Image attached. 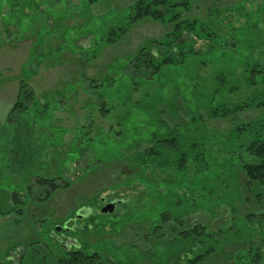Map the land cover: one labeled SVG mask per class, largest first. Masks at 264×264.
<instances>
[{
	"label": "rangeland",
	"instance_id": "374dc122",
	"mask_svg": "<svg viewBox=\"0 0 264 264\" xmlns=\"http://www.w3.org/2000/svg\"><path fill=\"white\" fill-rule=\"evenodd\" d=\"M135 1L102 0L91 4L88 0H0V193L18 189L20 197L27 201L24 214L14 209L13 213L0 214V257L3 264H33L44 256L48 258L47 264H56L50 260L53 259L50 250L54 257H59L61 239L65 249L76 243L85 252L98 251L104 264L109 261L160 264L158 260L163 253L169 259H176L178 253L174 250L182 249L186 242L178 238L174 242L168 240L172 237L170 228L175 226L173 223L177 219L182 224L179 230L202 223L208 230H236L241 237L221 244L206 264H236L234 255L262 244V234L257 233L254 227L247 230L238 224L246 214L252 216L254 225L262 217L264 186L247 183L236 165L244 157L243 148L238 147L239 142L229 131L244 121L264 116V107L227 117L212 116L208 107L221 103L233 107L244 99L254 98L250 92L255 88H247L243 80L248 75L249 66L246 65L250 61L257 62L256 67L263 70L257 73L258 82L255 84L264 96V0H193L184 16L200 19L220 37L230 38L232 34L237 45L218 50V60L208 64H198L195 60H189V63L187 59L179 70L175 68L177 74L173 73V67H167L153 80V84L144 83L135 93L128 95L125 93L127 87L134 84L128 72L124 71L123 63L128 62L139 47L164 37L171 31V23L151 19L139 21L123 39L106 47L102 54L86 59L83 64L80 61L92 53L94 38L99 39L100 34L110 31L113 25L116 29L121 26L123 17ZM215 13L219 17H214ZM220 15H226L224 22ZM192 38L194 43L189 38L186 44H193L197 50H206L204 39ZM41 52L48 56L29 79L28 85L42 102L44 91H61L66 83L74 88L81 84L83 74L104 78L111 70L119 77V86L118 92L107 94L108 100L104 101L108 113L103 115L98 106L94 114L91 108L87 110L84 103L91 98L80 88L79 93L69 99L71 111L59 109L54 116L46 113L17 123L16 117L8 121L9 109L19 93L16 78L21 73L26 76L32 74L42 60ZM31 54L35 59L28 63ZM243 54H247L246 62L224 69L226 64L222 66V58L234 55L240 59ZM208 56L201 53V57ZM221 72L226 76L225 87L214 93V99L205 96L213 89ZM74 80L77 82H72ZM105 84L102 80L100 87ZM159 90L162 96L155 94ZM69 95L71 92L68 90L66 97ZM262 97L260 94L255 99ZM57 98L62 100L61 95ZM92 102H97V96H93ZM98 104L102 105V102ZM191 113L196 116L194 120L197 123L191 119ZM77 123L78 126L91 124V132L104 137V142L97 145V151H87L94 169L84 180L78 174H81L79 167L85 161L75 165L72 161L77 155L76 150L69 148L74 137L71 132L81 134L84 130L74 129ZM167 126L174 130L175 135H183L184 143L194 139L208 144L212 149L214 168L209 178L198 176L184 184V190L177 187L172 192L166 182L159 184L165 188L164 195L159 196L152 188L155 186L152 185L153 180L141 182L134 179L137 167L117 159V155L112 158L114 150L110 146L117 144L119 137L115 133L125 127L131 137L124 142L133 143L134 138L141 134L147 136L155 130L160 136L166 135ZM107 133L115 136V140L105 138ZM98 135L95 136L96 141L100 139ZM63 136H66L65 143ZM99 149L104 151L100 153ZM101 158L103 162L98 164ZM40 175H64L71 183L48 200H38L35 190L32 197H28L26 184L30 185ZM191 178L190 173L189 180ZM40 190L37 194L43 193ZM111 192L128 197V201L114 211L119 212L115 217L99 209L100 196H108ZM9 201L4 200V203ZM84 205L93 206L98 212L94 213L89 207L91 216H85L88 213L86 208L79 210L80 214L84 213L83 217L74 216L75 210ZM161 222V226L152 230ZM58 228L62 231L56 230Z\"/></svg>",
	"mask_w": 264,
	"mask_h": 264
},
{
	"label": "trees",
	"instance_id": "16d2710c",
	"mask_svg": "<svg viewBox=\"0 0 264 264\" xmlns=\"http://www.w3.org/2000/svg\"><path fill=\"white\" fill-rule=\"evenodd\" d=\"M88 1L91 4H94L102 0ZM192 2L193 0H136L131 5L129 13L123 17L121 26L116 29V26L113 25L110 31H107L105 34H100L99 39L94 38L95 46L92 49V53L89 54V56H86L84 60H81L80 63L83 64L86 59L91 60L100 53L102 54L106 47L114 45L119 40L123 39L135 23L144 19L171 23L172 29L170 32L166 33L164 37L151 40L147 43V45L139 47L137 52L129 59V61L123 63L124 71L128 72L129 77L134 84V86L127 87L125 93L128 95L132 92L135 93L144 83H149L148 85L153 84V80L163 73V70L167 67H173V73L177 74L175 72V68L176 70H179L181 65H183L187 59L188 61L193 60V62L195 60V63L198 64H208L214 60H218V56H216L218 50H223L230 46L234 47L237 45V41L233 38L232 34L230 38L216 35L214 31L210 30L198 18H186L184 13L190 9ZM221 16L222 15H220V17ZM214 17H219L218 13H215ZM226 18V15L221 17L223 22ZM192 37L204 39V41L207 42L206 50H197L193 47V44H190V46L186 44V41L189 38H191L190 40L194 43ZM201 53H207L209 55L208 58L201 57ZM47 56L48 55L46 53L44 54L41 52L40 59L42 58V60L39 64H37V67L32 74L26 76L21 73L16 78L19 81V93L16 97L17 99L13 103V106L9 109L7 116L8 121H10V118L16 117L17 119L15 121L17 123L21 119H30L36 116L39 117L40 115L43 116L46 113H52V116H54L55 111L59 109L71 111L72 107L69 104V99L73 96V94L77 95L80 88H82L83 91H86L91 98L84 103L87 110L88 108H91L92 113L94 114V110L98 106L103 115L108 113V108L106 107L107 103L104 101L106 99L108 100L107 94L109 95L110 93L112 94L118 92L119 86V77L111 70L107 71V75L104 78L86 77L83 74L80 77V85L73 88L67 86L69 83H66L62 89L63 92L62 90L44 91L42 98L44 102H42L41 99L37 97V93L29 87L28 81L37 73L38 68L41 67ZM246 57L247 54L241 55L240 59H238V57L235 58L234 55L233 57L226 55V58H222L221 64L222 66L223 64H226L224 67V69H226L228 68L226 66L241 64L244 62ZM232 58H234V62L232 61ZM34 59L35 58L31 54L28 59V63H31ZM243 66L245 65L243 64ZM256 66L257 62H248L246 65V67H248L247 69H249L248 75L243 77L247 88H255L250 92L251 96L254 98L247 100L244 99L241 103H237L233 107L228 106L226 103H221L220 105L212 108L210 105L208 107V109H210L208 112L212 116H233L237 112L247 109L253 110L258 107H264V96L262 97V91H258V86L255 84L258 82L257 73L262 72L263 70L261 71V69ZM187 68L189 67L187 66ZM181 72H183V70ZM224 74V72H221L217 75L218 81L215 82L210 93L205 96L213 98L215 96L214 93L219 92L223 87H225L224 85L227 81ZM102 80H105L106 82L104 87H100ZM72 82H77V80ZM68 90L71 92V95L66 97ZM230 90L231 88H228V91ZM155 94L162 96L160 90ZM260 94L262 98L260 100L255 99L260 97ZM60 95L62 96V100L57 98V96ZM93 96H97V102H92ZM213 99H211V102ZM99 101L102 102V105L98 104ZM196 113L197 110L193 114L195 115ZM193 114L191 113V115ZM194 115L191 117L192 120L196 119V116ZM92 120L94 119H91V121ZM194 122L196 121L194 120ZM26 124L32 125V123L28 122H26ZM78 125L79 124L77 123V125L73 128H80L81 130L83 128L84 130L81 134L71 132L74 137L71 139L72 144L69 148L71 147L76 150L77 155L72 161L75 165L79 164L81 160L85 161L84 165L79 167L81 174H78V177H81V180H84L88 173L94 169V166H91L90 161L88 160L90 155H87V151H97V145L103 141L104 137L102 135L99 136L97 133H92L91 124ZM126 130L127 127L115 133V136L119 138L116 139L117 144H112V146H110L114 150L112 158H116L117 155V159H123L130 162V165H133V167H137L138 169L134 173V179L140 180L141 182L153 180L152 185L155 186L152 188H155V192L159 196L164 195L165 188L161 185L165 182L168 184L167 186H169V190L173 192L176 191L177 187L182 190L184 188V184L193 181L198 176H201L202 178H209L212 175L211 172L214 168V162L211 156L212 149L208 147V144L195 141L194 139L184 143L185 141H183L181 137L183 135H175L173 133L174 130L169 126H167V133H164L166 135L160 136L158 134L159 132L155 130L147 136L141 134L140 136L134 138L133 143H125L124 140L131 137L127 134ZM229 134L234 136L236 142H239L238 147L243 148L244 157L240 158L239 163L236 165L240 167L247 183L249 184L255 182L264 186V116L262 115L258 119L244 121L240 125H235L231 128ZM96 135L100 137L97 141L95 138ZM230 135L227 137H230ZM115 136H112L111 133H107L105 138H113V140H115ZM65 137L66 136H63L64 143L66 142ZM91 141H93L95 146L93 143L90 144ZM142 142H145L143 143L144 145L141 144ZM101 150L104 151V149ZM101 150L99 149L100 153H102ZM99 162H103V159H99L97 163L100 164ZM190 173L192 174V178L189 180ZM126 179L128 180L129 178ZM30 183V185L29 183L26 184L28 197H32L35 190V195L38 196V200H48L56 191L61 188L68 187L71 180L66 179V176L64 175H56L55 177L40 175L35 177L33 182ZM40 188V191L43 193L39 192V194H37V190ZM10 193L9 191L0 193V214L7 215L13 213V209L19 214H24L27 201L20 197L21 194L18 189H14V191H11ZM1 194L5 195L1 196ZM8 199L10 201L5 204L4 200ZM261 215L262 217L255 222V225L254 222H252L253 218L251 215L246 214L240 220L238 226L242 224L247 228V230H249L248 228L253 229L254 227L257 233L259 232L262 234V244L255 249L249 248L234 255L236 264H264V212H262ZM144 217L148 218L146 215H144ZM180 223V219H177V222L173 223L175 226L170 228L172 237L168 240H172L174 242V240L178 238L186 242H183L184 244L181 246L182 249L179 248L174 250L178 253L175 256L176 259H169L170 257H165L163 253L161 258L158 260L160 264H206V261L210 257L214 256L216 251L221 248V244L228 241L231 242L232 238L238 240L241 238L236 230H234L235 232H227L226 230L220 228L208 230L207 225H203L202 223H195L191 227L179 230L180 227H182V224ZM162 224L163 223L161 222V224L153 226L152 230L154 227L161 226ZM235 226L237 227V225ZM37 242L38 241L33 242V244ZM161 246H164L163 243ZM60 247L61 248L58 247V253L60 254L59 257H54L52 249L50 250L53 257V259L50 260L56 264H104L102 256L98 251L93 250L85 252L80 247H72L71 249L62 248V245H60ZM1 259L2 258L0 257V264H3ZM47 260L48 258L45 259L44 256L42 259H36V262H33V264H47ZM107 264L124 263L122 261H109Z\"/></svg>",
	"mask_w": 264,
	"mask_h": 264
},
{
	"label": "flooded vegetation",
	"instance_id": "af4514ba",
	"mask_svg": "<svg viewBox=\"0 0 264 264\" xmlns=\"http://www.w3.org/2000/svg\"><path fill=\"white\" fill-rule=\"evenodd\" d=\"M100 200H101V202H100V212H102V213H105V214H107V215H109V216H117V215H119V212H114V211H116V209H118V206L121 204V203H123V202H127L128 201V197H124V196H119V194H117V193H115V192H111V194L110 195H108V196H103V195H101L100 196ZM115 202V206H114V209L112 210V211H103V208L107 205V204H109L110 202ZM92 208L93 210H94V213H97L98 211L93 207V206H90V205H84V206H80L78 209H76L75 210V213H74V216H82V214L84 215V213H82V214H80V212H79V210L80 209H88V213H86L85 214V216H91L90 215V213L92 212H90L89 213V209L90 208ZM93 213V214H94ZM83 217V216H82ZM84 218H86V217H84ZM56 230H61V229H56ZM62 231V230H61ZM62 240V239H61ZM60 240V245H62V246H64V243H62V241ZM72 247H76V248H79V246H77V244L75 243L74 245H72L69 249H71Z\"/></svg>",
	"mask_w": 264,
	"mask_h": 264
},
{
	"label": "water",
	"instance_id": "95a60500",
	"mask_svg": "<svg viewBox=\"0 0 264 264\" xmlns=\"http://www.w3.org/2000/svg\"><path fill=\"white\" fill-rule=\"evenodd\" d=\"M114 206L115 202L112 201L103 208V211H112L114 209Z\"/></svg>",
	"mask_w": 264,
	"mask_h": 264
}]
</instances>
